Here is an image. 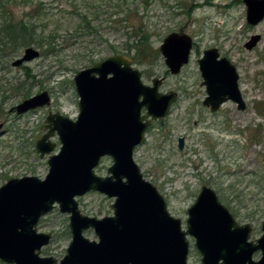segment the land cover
Segmentation results:
<instances>
[{"label":"rangeland","instance_id":"374dc122","mask_svg":"<svg viewBox=\"0 0 264 264\" xmlns=\"http://www.w3.org/2000/svg\"><path fill=\"white\" fill-rule=\"evenodd\" d=\"M26 1L42 3L43 10L36 23L44 29V35L54 34V48H48L43 54L41 47L33 43L0 56V122H5L7 128L0 135V187L12 177L47 175L49 155L41 157L36 149V141L46 132L42 129L45 119L50 112L75 119L79 114V97L74 76L109 56L122 54L133 58L134 67L142 72L146 84L160 77L163 78L160 91L178 92L170 113L152 121L143 142L134 150V160L144 177L163 194L171 214L180 218L186 228L187 210L202 186L207 185L216 191L239 224L252 226L251 239L263 234L264 19L255 25L248 24L243 0H149L147 3L129 0L134 3L131 18L116 24L110 21L121 19L123 14L109 0ZM19 3L12 7L17 18L29 9L23 0ZM73 5L80 12H89L94 25L102 23L98 35L76 34L78 15L73 13ZM116 13H120L118 18H114ZM140 22L151 33L152 50H159L171 32H185L193 37L190 62L179 74L170 73L161 53L155 56L154 52L142 54L127 49V43L134 40L131 27ZM253 34L262 37L249 50L245 43ZM30 46L38 49L40 56L14 66L13 60ZM210 47H217L222 56L235 64L246 109L240 110L231 100L217 111L203 104L207 93L198 59ZM45 90L51 96L48 105L22 114L11 110L24 99ZM181 137L183 148L179 147ZM50 139L56 143L53 154L59 151L61 143L57 133ZM112 162L111 157H103L96 173L108 175ZM77 200L86 215L101 218L113 214L114 198L104 193L90 191ZM69 215L56 206L40 219L38 231L51 233L50 242L42 248V256H54L59 261L66 254L72 236ZM85 235L97 239L93 229ZM188 238V262L202 264L201 254L194 246L195 239ZM260 256V252L254 255L255 259ZM0 264L9 263L0 260Z\"/></svg>","mask_w":264,"mask_h":264},{"label":"water","instance_id":"95a60500","mask_svg":"<svg viewBox=\"0 0 264 264\" xmlns=\"http://www.w3.org/2000/svg\"><path fill=\"white\" fill-rule=\"evenodd\" d=\"M247 22L264 19V0H243ZM253 34L245 43L249 50L261 40ZM194 39L185 32H171L159 47L171 74L188 64ZM40 56L33 46L13 61L20 66ZM207 96L203 104L217 111L231 100L240 110L247 105L239 86V73L233 62L217 47L204 50L198 60ZM163 79L146 84L133 58L116 54L74 76L80 96L78 116L73 119L50 112L36 141L41 157L49 155V171L12 177L0 187V260L9 264H190L189 236L201 254L202 264H264L263 234L251 239L252 226L239 224L220 201L216 191L203 185L188 208L186 228L171 214L163 194L141 172L134 150L143 141L152 120L166 117L177 92L160 91ZM51 102L47 90L24 99L12 108L17 114ZM146 113L142 114L143 109ZM2 124L0 123V128ZM58 134V152L51 154ZM184 139L179 138L183 148ZM103 157H111L108 175L96 173ZM264 159V158H263ZM98 191L114 198L112 215L82 213L77 197ZM69 213L71 241L62 259L42 256L51 233L39 232L40 219L54 207ZM93 229L98 239L85 232ZM260 258L255 259V253Z\"/></svg>","mask_w":264,"mask_h":264},{"label":"trees","instance_id":"16d2710c","mask_svg":"<svg viewBox=\"0 0 264 264\" xmlns=\"http://www.w3.org/2000/svg\"><path fill=\"white\" fill-rule=\"evenodd\" d=\"M19 1L20 0H0V36H2L0 39V56L4 57L7 52H14L33 43L39 45L42 53L44 54L48 48H54L52 45L54 41V34H48L47 36L44 35V29H41V25L36 23L41 11L43 10V8H40L42 3L38 2L35 4L30 1L23 0V5L25 7L35 9L32 13H28V9L24 16L17 18L14 17V14L12 13V7L20 5ZM109 1L111 6L116 7L120 10V13L123 14V17H119L121 19H114L110 22H114L116 24L131 18L134 3L129 2V0ZM145 2L147 3L149 0H145ZM35 5H38L37 8L39 9H37ZM73 13L78 15V25L75 29L76 34L78 32H80V34H99L102 23L100 22L98 25H94L93 16L90 15L89 12H80L78 6L73 5ZM120 13H116L114 18H118L116 16ZM112 15L114 14L112 13ZM95 20H99L98 17H95ZM131 31L133 33L134 40L131 41V43H127V49H134L135 53L147 54L149 51L154 52L155 56L159 55V50L150 49L151 33L148 31L147 25L140 22L138 26L131 27ZM128 41L130 42V39Z\"/></svg>","mask_w":264,"mask_h":264},{"label":"flooded vegetation","instance_id":"af4514ba","mask_svg":"<svg viewBox=\"0 0 264 264\" xmlns=\"http://www.w3.org/2000/svg\"><path fill=\"white\" fill-rule=\"evenodd\" d=\"M193 47H194V45H193ZM192 50H193V48H192ZM191 53H192V51H191ZM203 53H204V51H203ZM220 54H221V53H220ZM22 55H23V54H22ZM22 55H21V56H22ZM201 57H202V56H201ZM18 58H19V57H18ZM190 58H191V55H190ZM16 59H17V58H16ZM16 59H15V60H16ZM198 60H199V59H198ZM13 61H14V60H13ZM189 62H190V60H189ZM189 62H188V63H189ZM12 64H13V62H12ZM23 64H25V63H23ZM198 64H199V63H198ZM186 65H187V64H186ZM182 69H183V68H182ZM181 71H182V70H181ZM181 71H180V72H181ZM178 74H179V73H178ZM162 79H163V78H162ZM162 82H163V81H162ZM161 84H162V83H161ZM160 86H161V85H160ZM76 92H77V91H76ZM175 92H176V91H175ZM206 93H207V92H206ZM77 94H78V93H77ZM206 96H207V95H206ZM78 97H79V100H80V96H79V94H78ZM177 98H178V92H177ZM177 98H176V100H177ZM204 99H205V98H204ZM204 99H203V100H204ZM176 100H175V102H176ZM175 102H174V103H175ZM174 103H173V104H174ZM78 105H79V101H78ZM15 106H16V105H15ZM172 106H173V105H172ZM205 106H206V105H205ZM207 107H209V106H207ZM171 108H172V107H171ZM209 108H210V107H209ZM220 108H221V107H220ZM11 110H12V109H11ZM12 111H13V110H12ZM170 111H171V109H170ZM27 112H28V111H27ZM79 112H80V107H79ZM144 113H146V109H145V108H144L143 111H142V114H144ZM169 113H170V112H169ZM77 116H78V115H77ZM164 118H165V117H164ZM161 119H162V118H161ZM156 120H159V119H156ZM152 121H155V120H152ZM152 121H151V123H152ZM0 123L2 124V127L0 128V135H1V134L5 133V132L7 131V128H6V126H5V122L2 121V122H0ZM147 129H148V127H147ZM147 129H146V131H147ZM146 131H145V134H146ZM144 138H145V135H144ZM143 140H144V139H143ZM142 142H143V141H142ZM142 142H141V143H142Z\"/></svg>","mask_w":264,"mask_h":264}]
</instances>
